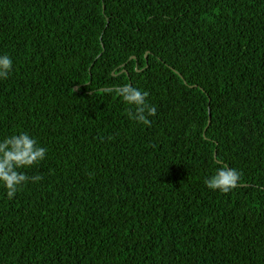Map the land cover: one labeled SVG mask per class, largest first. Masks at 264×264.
Masks as SVG:
<instances>
[{
  "label": "trees",
  "instance_id": "trees-1",
  "mask_svg": "<svg viewBox=\"0 0 264 264\" xmlns=\"http://www.w3.org/2000/svg\"><path fill=\"white\" fill-rule=\"evenodd\" d=\"M3 55L0 141L46 155L0 184V264H264V0H0Z\"/></svg>",
  "mask_w": 264,
  "mask_h": 264
},
{
  "label": "clouds",
  "instance_id": "clouds-1",
  "mask_svg": "<svg viewBox=\"0 0 264 264\" xmlns=\"http://www.w3.org/2000/svg\"><path fill=\"white\" fill-rule=\"evenodd\" d=\"M12 67L13 61L9 56H0V79L6 80ZM114 91L116 96L130 106L128 110L130 120L151 127L149 118L156 115V108L148 103V92L130 84L117 86ZM45 155L46 149L38 146L37 140L27 132L14 134L0 141V184L5 187L9 199H12L29 181L35 183L42 180L43 177L40 175L29 177L19 170L38 164L43 161ZM240 180L241 173L221 163L215 174L204 183L210 190L227 194L237 187Z\"/></svg>",
  "mask_w": 264,
  "mask_h": 264
},
{
  "label": "water",
  "instance_id": "water-1",
  "mask_svg": "<svg viewBox=\"0 0 264 264\" xmlns=\"http://www.w3.org/2000/svg\"><path fill=\"white\" fill-rule=\"evenodd\" d=\"M76 90V88H74Z\"/></svg>",
  "mask_w": 264,
  "mask_h": 264
}]
</instances>
